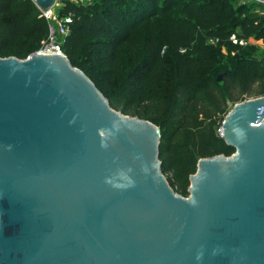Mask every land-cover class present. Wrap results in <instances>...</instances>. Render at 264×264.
I'll return each instance as SVG.
<instances>
[{"label": "water", "instance_id": "1", "mask_svg": "<svg viewBox=\"0 0 264 264\" xmlns=\"http://www.w3.org/2000/svg\"><path fill=\"white\" fill-rule=\"evenodd\" d=\"M219 134L235 151L199 158L184 196L157 125L64 53L0 56V264H264V95Z\"/></svg>", "mask_w": 264, "mask_h": 264}, {"label": "trees", "instance_id": "2", "mask_svg": "<svg viewBox=\"0 0 264 264\" xmlns=\"http://www.w3.org/2000/svg\"><path fill=\"white\" fill-rule=\"evenodd\" d=\"M262 8L253 0L67 2L60 12L73 21L61 50L113 108L157 125L161 170L188 195L199 158L235 151L218 130L231 107L264 95V56L229 38L264 44ZM48 35L32 0H0V56L26 58Z\"/></svg>", "mask_w": 264, "mask_h": 264}, {"label": "built area", "instance_id": "3", "mask_svg": "<svg viewBox=\"0 0 264 264\" xmlns=\"http://www.w3.org/2000/svg\"><path fill=\"white\" fill-rule=\"evenodd\" d=\"M34 4L36 5L39 15L44 17L49 24V35L48 39L46 41H43L41 46L37 49L38 52L43 53H63L61 50V43L64 39V37L68 34L70 24L73 21V15L69 13L62 14L60 10L64 7V5L67 2H72L76 4H86L91 3L92 0H52L51 5L48 7H42L40 6L35 0H32ZM248 1V0H243ZM261 2L263 5V8L260 10L263 14L264 19V1L262 0H253ZM230 40L233 43H237L240 45H245L248 43V39L240 38L236 34L230 35ZM212 42L216 41L213 39H210Z\"/></svg>", "mask_w": 264, "mask_h": 264}, {"label": "rangeland", "instance_id": "4", "mask_svg": "<svg viewBox=\"0 0 264 264\" xmlns=\"http://www.w3.org/2000/svg\"><path fill=\"white\" fill-rule=\"evenodd\" d=\"M238 1H240V2H244L243 0H238ZM92 2V1H91ZM209 42H212L211 40H209ZM248 43H251L249 40H248ZM252 44H255L256 46H257V48H258V50H257V54L258 55H260V56H264V44H263V42L261 41V40H256V43H252ZM77 67V66H76ZM250 98H253V97H250ZM248 99V98H247ZM233 107V106H232ZM231 107V108H232ZM118 111H120V112H122L120 109H117ZM123 113H125V112H123ZM125 114H128V115H130V116H135V117H140V116H138L137 114H134L133 112H126ZM142 118V117H141ZM218 130H219V128H218ZM164 175H167V173H164ZM189 185H190V183H189ZM189 185H188V187H189ZM188 187H187V189H188ZM178 193V192H177ZM189 195V194H188ZM188 195H184V196H188Z\"/></svg>", "mask_w": 264, "mask_h": 264}, {"label": "crops", "instance_id": "5", "mask_svg": "<svg viewBox=\"0 0 264 264\" xmlns=\"http://www.w3.org/2000/svg\"><path fill=\"white\" fill-rule=\"evenodd\" d=\"M251 43H256V40H254L253 38L248 39Z\"/></svg>", "mask_w": 264, "mask_h": 264}, {"label": "clouds", "instance_id": "6", "mask_svg": "<svg viewBox=\"0 0 264 264\" xmlns=\"http://www.w3.org/2000/svg\"><path fill=\"white\" fill-rule=\"evenodd\" d=\"M199 258V257H198Z\"/></svg>", "mask_w": 264, "mask_h": 264}]
</instances>
